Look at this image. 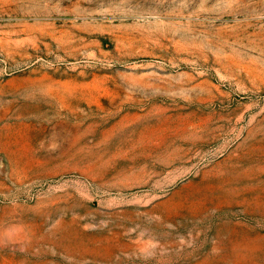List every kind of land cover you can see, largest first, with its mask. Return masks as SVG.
<instances>
[{"label": "rangeland", "instance_id": "374dc122", "mask_svg": "<svg viewBox=\"0 0 264 264\" xmlns=\"http://www.w3.org/2000/svg\"><path fill=\"white\" fill-rule=\"evenodd\" d=\"M0 264H264V0H0Z\"/></svg>", "mask_w": 264, "mask_h": 264}]
</instances>
